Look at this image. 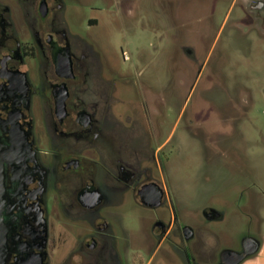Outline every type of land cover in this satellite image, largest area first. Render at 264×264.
<instances>
[{"label":"flooded vegetation","instance_id":"obj_1","mask_svg":"<svg viewBox=\"0 0 264 264\" xmlns=\"http://www.w3.org/2000/svg\"><path fill=\"white\" fill-rule=\"evenodd\" d=\"M166 1L165 12L181 33L197 28V37L178 43L195 75L190 92L206 72L202 32L212 26L216 7L226 6V17L234 12L235 30L264 35V0ZM68 3L0 0L5 264H128L114 213L126 207L129 196L152 212L149 231L156 243L150 260L167 242L183 264H196L183 248L185 225L176 213L166 218L161 212L168 196L150 148L157 102L143 82L133 87L120 81L94 43L72 30ZM247 92L241 97L248 106ZM204 213L209 222H225L224 211L211 207ZM250 239L259 249L240 264L264 246V238L246 234L239 249L230 250L243 252ZM219 262L220 256L213 264Z\"/></svg>","mask_w":264,"mask_h":264},{"label":"rangeland","instance_id":"obj_2","mask_svg":"<svg viewBox=\"0 0 264 264\" xmlns=\"http://www.w3.org/2000/svg\"><path fill=\"white\" fill-rule=\"evenodd\" d=\"M166 2L69 0L66 17L117 78L132 86L143 82L157 102L150 148L168 196L161 212L166 218L176 213L179 225L192 228L194 236L183 247L192 263L213 264L224 249L238 250L242 236L264 238V35L235 30L234 12L226 17L227 7H216L212 26L202 32L206 72L190 92L195 75L178 43L197 37V28L181 33L165 12ZM247 89L248 106L241 97ZM211 207L224 211L225 222L207 221L204 212ZM151 214L133 196L114 213L125 261L183 264L167 242L150 260L156 243ZM242 264H264V246Z\"/></svg>","mask_w":264,"mask_h":264},{"label":"water","instance_id":"obj_3","mask_svg":"<svg viewBox=\"0 0 264 264\" xmlns=\"http://www.w3.org/2000/svg\"><path fill=\"white\" fill-rule=\"evenodd\" d=\"M4 188H3V181H2V160L0 156V264H5L7 260V249H6V233L7 228L5 223L2 220V212L4 206ZM162 193L156 195L155 201L151 204H156L158 200H160ZM144 204H147L144 201ZM183 236L185 240H190L194 236V232L191 227H184L183 228ZM259 249V243L254 240L250 239L249 246L245 247L244 251L241 253H237L231 250H224L220 253V262L218 264H240L244 259L256 253ZM41 255L38 256V262L41 261Z\"/></svg>","mask_w":264,"mask_h":264},{"label":"crops","instance_id":"obj_4","mask_svg":"<svg viewBox=\"0 0 264 264\" xmlns=\"http://www.w3.org/2000/svg\"><path fill=\"white\" fill-rule=\"evenodd\" d=\"M147 264H149V261L147 262Z\"/></svg>","mask_w":264,"mask_h":264}]
</instances>
